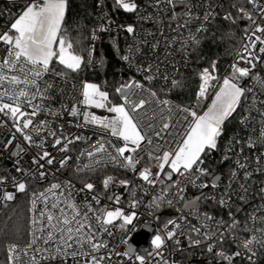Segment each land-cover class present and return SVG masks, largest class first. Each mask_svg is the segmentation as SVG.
I'll return each instance as SVG.
<instances>
[{
	"label": "snow or ice",
	"instance_id": "snow-or-ice-1",
	"mask_svg": "<svg viewBox=\"0 0 264 264\" xmlns=\"http://www.w3.org/2000/svg\"><path fill=\"white\" fill-rule=\"evenodd\" d=\"M67 6L68 0H43V3L22 0L21 12L13 18L7 30L0 32V128L10 125L13 129L5 136L0 153L14 148L10 157L15 158L14 169L0 174V200L14 201L17 194L27 191L31 181L40 182L49 175L54 181L43 190L32 193L30 239L24 247L15 243L7 246V264H45L57 259L63 264L69 260L71 264H152L154 259L156 264H169L164 247L168 242L180 245L186 232L191 245L199 246L211 240L207 247L210 253L214 252L217 243L222 245L231 237L238 249L250 254L247 256L249 264H255L256 246L264 248V215L260 214L264 213V186L256 194L260 204L246 214L243 227L234 213H229L230 222H226L208 213L201 214L196 209L198 220L202 219L204 223L199 226L191 224L185 215L168 219L163 225L164 234H156L151 240L153 251L148 253V258L136 254L127 239L123 241L126 250L119 251L111 243V238L117 227L123 229L136 216L135 212L125 214L117 206L122 194L114 191L116 187L130 191L129 208L142 203L137 198V189L145 194L152 188L159 189L148 204L149 208L156 210L165 205L172 207L174 199L187 201L184 208H195V202L183 195L189 186L201 190L195 201L208 199L231 207L233 196L241 202L249 199V191L256 183L255 176L264 175V151H255L258 145L264 147V76L257 70L264 64V0H244V4L233 2L231 8L236 15L233 16L232 11L224 15V20L232 25L238 20L248 23L243 29L240 47L236 49L231 72L222 78V83L215 75V62L199 74L201 83L196 94L197 103L207 96L209 89L218 87L203 114L160 99L151 85L162 80L161 91L169 81V90L182 87V78L178 80L169 72V66L176 67L173 50L186 54L190 45L199 44V34L206 31L203 25L218 15L212 0H200L199 3L194 0H148V7L154 10V15L142 19L161 25L157 32H146L141 37L135 26H121L133 41L121 59L143 79L132 78L116 87L119 103L113 102L110 93L99 84L71 83V74L78 73L93 61L91 53L87 60L79 54L75 46L80 41L71 37L63 27ZM177 6H180L179 11ZM98 7L101 9V23L92 30V40L99 38V32L110 31L112 24L103 11V0ZM113 7L126 13L138 10L136 0H113ZM201 7L204 9L202 18L194 12ZM144 48L147 52L143 51ZM56 65L63 67L57 70ZM57 78L63 87L56 82ZM249 78L252 84L242 86L241 81ZM77 92L79 98L75 95ZM66 94L71 96V102L54 107L56 96ZM146 104L155 105L153 111L157 119L140 125L138 117L147 114ZM242 104L247 115H241L240 124L248 127L259 117V135L238 136L228 142L221 160V163L231 160L234 164L229 172L227 189L219 197L209 196L203 190L218 188L222 177L212 174L210 182L198 183L202 177L209 176L208 169L203 167L204 157L217 150L225 121ZM89 108L106 109L115 115L97 116L89 112ZM63 114L82 117V123H77L76 127L92 125L104 130L98 137L99 147L89 145L75 156L74 171L86 177L81 180L79 188L71 180L56 179L58 173L72 167V146L85 139L81 135L73 136L63 125L55 123ZM49 147L55 149L56 154ZM33 149L30 159L25 161L24 156ZM85 151L87 163H81ZM152 161H155L154 165ZM141 162L146 166L138 170ZM108 164L133 173L138 171V178L144 183L130 188L131 181L121 179L115 183V177L106 176L102 181L104 193L107 194L110 185L113 193L107 196L108 202L102 204L101 194L89 179ZM152 167L158 168L155 174ZM81 193L85 194V199L77 202ZM117 221L121 223L117 224ZM238 232L250 235L241 239L235 235ZM193 234L196 239L192 238ZM215 255L226 264H233L242 251L228 254L219 250Z\"/></svg>",
	"mask_w": 264,
	"mask_h": 264
},
{
	"label": "built area",
	"instance_id": "built-area-1",
	"mask_svg": "<svg viewBox=\"0 0 264 264\" xmlns=\"http://www.w3.org/2000/svg\"><path fill=\"white\" fill-rule=\"evenodd\" d=\"M39 3H42L43 0H38ZM138 4V10L137 12H134V19H133V26H135L137 33L143 37V35L146 32H157L161 25H158L154 23L152 20L149 19H142V17L147 16L149 14L154 15V10L150 7H148V0H136ZM195 3H199L200 0H194ZM233 2H237L239 4H244V0H212V5L215 11L218 13L217 17L214 20H211L210 22L206 23L203 25V27L206 29V31L202 32L199 34L200 40L201 38L207 33L209 30V27L212 23H215L217 21L224 22L234 28H236L237 32L240 34V41L241 37L243 35V29L247 25L246 20H238L237 24L232 25L228 21L224 20V15L228 11H232L233 16L236 15V12L234 9L231 8V5ZM22 10V0H17L16 2H9L6 0L5 3H2L0 5V32L7 30V27L10 26V23L12 22L13 18L17 16L18 13H20ZM177 10H180V6H177ZM203 11L204 9L197 8L194 10L195 14L203 16ZM101 23V10L98 11V16L96 20V24L94 28H96L99 24ZM166 27V24L164 25ZM175 27V24L173 25ZM122 35L126 39V46H125V51L124 54H127V50L129 45L133 43L131 36L126 33L122 27L117 26L112 22L111 24V29L108 32H99L98 36L99 38L96 40H92L90 38V45L86 54L85 60L88 59L89 53H91V59L93 61L92 64L87 65L84 67V73H90L94 71L95 69L99 68L101 66V59L99 57V47L101 46L103 39L106 35ZM185 36H187V32L185 31ZM197 45H190L187 49V53H181V52H176L174 51V59L176 62V67L171 68L169 66V72L170 76L175 77L176 79H181V77L190 69L192 65V57H193V52L194 49ZM240 47V45H239ZM238 47V48H239ZM237 48V49H238ZM144 52H147V48L143 49ZM236 60V52L225 67V70L223 72H220V70L217 67L216 64V72L215 75L220 78L219 83H222V78L230 74L231 72V65L232 63ZM137 63H139V57L137 58ZM123 64L127 71L130 73L132 78H135L137 80H142V76L135 71L134 68H130L129 64L125 61H123ZM241 66H244L241 64ZM262 76H264V64H261L258 66L257 69ZM127 79H129V75L127 74ZM86 81V79H75L72 78L71 83H76L80 84V82ZM57 83H60L61 86L63 87V84L59 81L57 78ZM71 83H69L68 87L69 89L71 88ZM201 83V81H200ZM217 83V82H214ZM242 86H250L252 84V80L249 79H244L241 81ZM163 85L162 80H157L154 81L151 87L153 90L157 91L158 96L160 99H167L169 100L172 104L178 105L181 108H184L180 103L175 101L172 98V93L175 89L169 90L171 88L170 81L167 85V87H164V90L161 91ZM200 86V85H199ZM218 87L209 89L207 96L202 99V100H207V102L211 99V95H213L217 91ZM199 90V88H198ZM198 92V91H197ZM77 98H79V93H75ZM264 98V97H262ZM64 102H71V96L65 95L64 97H60L59 95L56 96V99L53 101V106L54 107H59L61 103ZM155 105H145V110L147 112L146 115H140L138 117V122L140 125H144L147 121H155L157 119L156 112L153 111V108ZM193 110L192 108H190ZM89 112H92L96 114L97 116H107V117H112L115 114L113 113H108L106 109H99V108H89ZM142 112L144 110H141ZM241 115H247V113L242 111ZM253 116H256L255 113L252 114ZM241 117V116H240ZM41 119L44 117L41 116ZM51 119V118H49ZM240 121V118H239ZM56 124L63 125L64 129L71 133L73 136L75 135H81L85 139L76 142L75 145L72 146L73 148V161L70 162L72 165L71 168L68 170H62L61 173H58L56 175L57 180H63V179H68L71 180L74 184H76L77 188L81 186V180L85 179L82 174L78 175L75 171V156L84 149H88L89 145H92L93 147H99V134L102 133L104 130L98 126H86V127H76L77 123H82V117L81 118H74L70 117L67 114H63L59 118L56 119L55 121ZM184 126V125H181ZM260 122H259V117H256L255 122L251 123L248 127H244L238 122V127L237 129L229 134L226 138H223L219 142V147L217 150L209 153L206 157H204L205 163L203 167H206L209 171V176H205L201 178V181L198 183H203L205 181L210 182V177L212 174H217L219 173L222 176V182L219 183V187L216 189L208 188L204 189L203 191L207 193L209 196L215 195L219 197L226 189H227V183H228V177H229V172L232 167H234V164L232 163L231 160L224 161L221 163L222 157L225 152V147L228 144V142L236 137H244L247 138L248 136H258L260 132ZM13 129L10 127V125L6 128H0V146L3 145L4 143V138L7 135H10ZM165 136L167 133L164 134ZM114 139V138H113ZM14 150L9 149L7 151H4L0 153V174L4 173H10V170L14 169V159L10 157V151ZM49 150L53 152V154H56V150L52 149L49 147ZM35 149L32 151L28 152L24 156V160L28 161L32 155V152H34ZM255 151H264V147H260L259 145L255 149ZM247 154V153H246ZM234 156V154H233ZM145 159H147V156H145ZM81 163H87V152L85 151L84 158L81 160ZM152 164H155V161H152ZM143 162H141L140 165H138V170L142 167H144ZM218 167H223V170L220 168L217 169ZM53 168H55V165H53ZM158 171V168L152 167V172L155 174V172ZM113 176L115 177V183H118L119 180L121 179H127L131 181V187H136L139 184L144 183L143 181L139 180L138 178V171L137 173H133L130 170L126 169H120L118 167H113L111 164L106 165V167L102 171H98L95 174H92L90 176L89 182H93L96 185V189L102 196V204L107 203V196L112 195L113 193V187L110 185L109 190L107 194L104 193L103 189V179L106 178V176ZM175 179V177H174ZM255 186H253L250 191H249V199L246 202H241L237 199L236 196L232 197V206H221L218 203H214L212 200L208 199H201L199 201H195V197H199L201 195V190L199 188H193L189 186L185 193V195L188 199H191L195 202L196 207L195 208H189L188 210H185L183 205L187 203V201H179L178 199H174L173 201V206L168 207V206H162L159 210H156L155 208H149L148 204L151 201V197L153 195H156L159 191L157 188H152L150 191L145 194L143 190L137 189V198L142 201L136 208H129V204L131 201V193L128 189L122 188V187H116L114 191L116 193H121L122 198L121 202L118 207L123 209L125 211V214H131L132 212L136 213L135 218L133 219L131 224L126 225L123 229L116 228L114 230V235L111 238V243L117 246V249L121 252L125 251L127 248V245L123 242L125 239L128 240V242H132V240L135 238V236L141 232V230L146 227V226H154V232L153 235L149 238L148 245L145 248H139L136 251V254L143 255L146 258H148V253L153 251L152 245H151V240L153 239L154 235L156 234H161L163 235V225L166 223V221L170 218H178L181 215H185L187 217V220L194 225L199 226V224L204 223L202 219L197 218V211L196 209H199V212L202 213H208L215 217L217 220L223 219L226 222H230L229 220V213H234L236 218L240 221V226L243 227L244 221L246 219V214L252 212V210L260 204V199L256 195L259 192V188L261 186H264L261 182L264 181V175L257 174L255 176ZM54 182L53 177L49 175L45 180L36 182V181H31L29 182V187L25 193H19L16 195L14 201L10 202H5L0 200V215H2L5 211L6 208H8L11 205L16 204L22 197H26L28 200V212H29V207H30V198L32 196L33 192L41 191L44 188L48 187L50 183ZM147 187V186H146ZM235 187V185L233 186ZM8 190H12L9 188ZM173 193L175 192V189L172 190ZM85 199V194L81 193L77 196V202H82ZM180 209H183L181 212ZM239 209V210H238ZM261 215H264V213H260ZM31 213L29 212V220H30ZM117 224L121 223V221H117ZM259 226V225H257ZM187 235L188 233H185V236L181 238V244L176 245L174 242H168L166 246L164 247L163 251L165 254V257L169 260V264H182V254L184 252L190 251L193 256L205 263V264H226V262L222 261L219 257L215 255L216 251L219 250H224L228 254L234 253L238 250L242 251V255L240 257L235 258L233 261V264H249V261L247 259V256L250 255L249 253L243 252L242 249H238L236 244L232 242L231 237L226 238L224 243L221 245L217 243L214 248V252L210 253L207 251V247L209 243H212V241H207V242H202L199 246L191 245L188 240H187ZM235 235H238L241 239L243 238H248L249 233L247 232H238ZM193 239H196L197 237L193 234L192 235ZM30 239V236L28 235V240ZM27 240V242H28ZM27 242L25 243H15L19 245L20 247H24ZM256 256L253 257L255 264H264V248H260L259 246H256ZM156 259H159L157 257ZM45 264H63V262L59 259L55 261H46ZM67 264H71V261L69 260ZM152 264H156V260H152Z\"/></svg>",
	"mask_w": 264,
	"mask_h": 264
},
{
	"label": "trees",
	"instance_id": "trees-1",
	"mask_svg": "<svg viewBox=\"0 0 264 264\" xmlns=\"http://www.w3.org/2000/svg\"><path fill=\"white\" fill-rule=\"evenodd\" d=\"M5 2L6 0H0V5ZM99 3L100 0H68L63 27L68 30L71 37L80 41L79 45L75 47L79 54L85 58L90 45L91 32L96 24L98 11L101 10L98 7ZM103 11L119 27L133 24V13H126L122 9L114 8L113 0H103ZM239 45L240 34L236 28L221 21L212 23L207 33L195 47L192 65L181 77L183 85L180 88H175L172 98L182 106L191 108L197 101L196 94L200 85L199 74L202 70L206 67L210 68L215 62L220 72H223ZM125 46L126 39L124 36L120 34L106 35L99 47L101 66L87 74L84 73L83 67L78 73H72L71 77L78 80H91L101 85L103 90H107L113 102H121L120 97L115 93V89L128 81L124 75L128 74L129 79L132 78L121 59ZM53 64H55V60ZM56 67L57 70H60L63 66L56 65ZM243 109L244 105L242 104L226 121L221 140L237 129ZM219 168L223 170V167L217 169ZM28 228V200L26 197H22L0 215V264H7V246L9 244L27 242ZM182 258V264H205L197 260L190 251L184 252Z\"/></svg>",
	"mask_w": 264,
	"mask_h": 264
},
{
	"label": "water",
	"instance_id": "water-1",
	"mask_svg": "<svg viewBox=\"0 0 264 264\" xmlns=\"http://www.w3.org/2000/svg\"><path fill=\"white\" fill-rule=\"evenodd\" d=\"M127 75H124V78L127 79ZM216 175L221 176L219 173ZM222 177V176H221ZM185 210H188L189 208H184ZM154 232V226H146L144 227L141 232H139L135 238L130 243L133 248L137 251L139 248H145L148 245L149 238L153 235Z\"/></svg>",
	"mask_w": 264,
	"mask_h": 264
},
{
	"label": "rangeland",
	"instance_id": "rangeland-1",
	"mask_svg": "<svg viewBox=\"0 0 264 264\" xmlns=\"http://www.w3.org/2000/svg\"><path fill=\"white\" fill-rule=\"evenodd\" d=\"M7 1H9V2H16L17 0H7ZM211 68V67H210ZM87 82H91V83H94V82H92L91 80H86ZM217 91H218V89H217ZM214 95H215V93L213 94V95H211V100H212V98H214ZM208 100V99H207ZM207 100H201L199 103H197V101H196V103H194V105L191 107L193 110H195L198 114H203V112L204 111H206L207 110V106L211 103V100L209 101V104L206 106V103H207ZM234 114V113H233ZM230 118V117H229ZM227 121V120H226ZM226 121H225V123H226ZM225 125V124H224ZM224 127H223V134H224ZM223 136V135H222ZM221 141V137L219 138V141H218V147H219V142ZM218 149V148H217Z\"/></svg>",
	"mask_w": 264,
	"mask_h": 264
},
{
	"label": "crops",
	"instance_id": "crops-1",
	"mask_svg": "<svg viewBox=\"0 0 264 264\" xmlns=\"http://www.w3.org/2000/svg\"><path fill=\"white\" fill-rule=\"evenodd\" d=\"M43 3V2H42Z\"/></svg>",
	"mask_w": 264,
	"mask_h": 264
}]
</instances>
